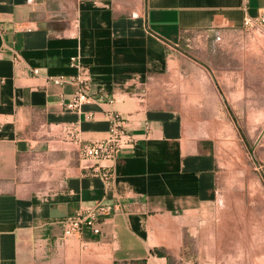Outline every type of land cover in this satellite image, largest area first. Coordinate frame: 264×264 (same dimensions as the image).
Returning <instances> with one entry per match:
<instances>
[{"label":"crops","instance_id":"1","mask_svg":"<svg viewBox=\"0 0 264 264\" xmlns=\"http://www.w3.org/2000/svg\"><path fill=\"white\" fill-rule=\"evenodd\" d=\"M246 13L264 15V0H0V264H172L170 243L177 237L181 253L189 229L211 222L214 132L229 113L185 42L240 29ZM73 58L90 75L80 106L76 82L51 80L76 78ZM111 113L135 146L83 159L66 127L102 139ZM103 165L109 188L92 174ZM98 201L112 211L103 232L64 237L61 221Z\"/></svg>","mask_w":264,"mask_h":264},{"label":"rangeland","instance_id":"2","mask_svg":"<svg viewBox=\"0 0 264 264\" xmlns=\"http://www.w3.org/2000/svg\"><path fill=\"white\" fill-rule=\"evenodd\" d=\"M199 61L201 78H214L229 113L215 133L219 159L217 200L190 228L179 251L177 237L165 249L172 264H261L264 262V23L218 30L185 42ZM233 106V108H231ZM211 225V226H207ZM203 235L196 242V235ZM219 257H200L201 251ZM187 252V254H186ZM235 253V258H231ZM243 253H246L245 260ZM185 254L188 258H185ZM229 255V257H228Z\"/></svg>","mask_w":264,"mask_h":264},{"label":"built area","instance_id":"3","mask_svg":"<svg viewBox=\"0 0 264 264\" xmlns=\"http://www.w3.org/2000/svg\"><path fill=\"white\" fill-rule=\"evenodd\" d=\"M249 0H244L245 8H247ZM264 23V15L259 17H252L246 13L244 25H253ZM15 62H20V56L17 54ZM72 64L79 68V75L74 77L58 76L52 77L51 80L57 83H64L74 81L79 86L76 90L71 106H80L83 102L88 101L91 96L89 95L90 89V75L88 67L76 62L75 58L72 59ZM34 74L39 73L38 68H33ZM110 129L107 137L93 140L84 141L80 136V131L77 125L71 124L66 127V130L71 134L72 140L79 145V152L83 159L112 161L116 159L119 152L124 147H134L137 138L134 133L128 130L124 125V119L119 113H111L109 115ZM92 174L100 175L106 182V186H111V180L114 172L110 166L95 167ZM112 211L108 203L98 201L93 204L83 206L75 213L67 216L61 222L63 224V236L72 237L80 235L84 227L90 228L94 233L100 234L103 232V224L106 216Z\"/></svg>","mask_w":264,"mask_h":264},{"label":"trees","instance_id":"4","mask_svg":"<svg viewBox=\"0 0 264 264\" xmlns=\"http://www.w3.org/2000/svg\"><path fill=\"white\" fill-rule=\"evenodd\" d=\"M157 253L161 255L163 252H161V251H158Z\"/></svg>","mask_w":264,"mask_h":264}]
</instances>
